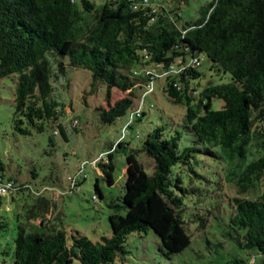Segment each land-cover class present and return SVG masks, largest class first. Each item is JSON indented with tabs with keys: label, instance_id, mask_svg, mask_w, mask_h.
Listing matches in <instances>:
<instances>
[{
	"label": "trees",
	"instance_id": "16d2710c",
	"mask_svg": "<svg viewBox=\"0 0 264 264\" xmlns=\"http://www.w3.org/2000/svg\"><path fill=\"white\" fill-rule=\"evenodd\" d=\"M149 4L148 0H106L99 6L90 0H0V78L14 75L12 114L19 133L42 132L51 126L53 134L66 139L61 119L67 105L53 94V83L65 74L66 65L88 70L93 89L97 84L106 86L107 106L95 109L103 123L112 124L127 110L133 112L135 87L148 80L145 73L137 74L135 66L151 63L162 69L167 97L185 105L182 128L192 142L179 148V132L166 134L163 126H155L137 147L123 139L110 146V150L128 149L126 155L133 162L138 153L151 158L152 169L142 175L140 192L127 198L119 195L109 204L111 235L95 241L78 231L68 237L58 227L61 214L52 199L32 186L7 180L0 162V183L12 182L7 192L21 193L27 214L25 220L21 212L17 214L12 264H72L73 259L80 264H110L125 253L128 234L149 228L159 238L163 255L180 253L191 243L183 218L186 197L199 191L194 181L202 179L224 180L226 189L234 190L231 196L223 194L229 219L228 230L220 235L232 247L247 251L249 259L231 261L264 264V0H212L196 20L182 26L172 14ZM200 56L198 65H186ZM203 61L214 80L210 77L199 85L196 80L202 73L197 67ZM115 90L124 94L111 103ZM213 98L223 101L219 109L211 108ZM142 115L141 111L134 118ZM76 126L71 125L73 131ZM49 143H54L51 137ZM204 157L221 161L222 174L198 171V165L204 167ZM111 158L109 151L96 162L108 184H112ZM94 188L95 197H102L97 181ZM210 244L215 250L223 248L220 240L208 239Z\"/></svg>",
	"mask_w": 264,
	"mask_h": 264
},
{
	"label": "rangeland",
	"instance_id": "374dc122",
	"mask_svg": "<svg viewBox=\"0 0 264 264\" xmlns=\"http://www.w3.org/2000/svg\"><path fill=\"white\" fill-rule=\"evenodd\" d=\"M90 1L99 6L106 0ZM211 1L148 0L151 7L158 10L163 8L166 13L172 14L178 26L196 20L200 16L201 8ZM134 69L141 76H144L147 69L160 73L158 66L151 63L137 64ZM197 70L202 73L196 80L199 85L204 84L210 77L214 78L206 61L201 62ZM53 84L54 96L67 105L64 107L66 115L61 119L66 139L60 133L53 134L51 126H47L42 132L31 129L29 134L19 133L14 128L12 114L14 75L0 78V162L5 169L4 175L7 180L32 186L45 197L52 199L55 211L61 214L58 227L68 237L75 231L91 241L98 240L103 235L109 237L111 228L108 217L112 212L109 204L117 201L119 195L127 198L140 192L142 175L149 174L152 169L151 158L138 153L134 156L138 162H133L126 155L128 149L110 150V146L123 139L130 147H137L155 126H163L166 134L179 132V148L190 146L191 139L182 128L186 107L167 97L163 91V75H160L152 82V92L142 98L140 110L143 115L141 118H134L132 125L124 133L123 128L130 119L131 109L112 124L103 123L95 108L100 105L107 106L106 86L97 84L93 89L88 70L66 65L65 74L59 76ZM139 84H142L141 81ZM139 84L135 87L132 109L139 105L144 92V86ZM123 94L124 92L118 90L113 91L111 103ZM222 103L221 99L213 98L211 108L219 109ZM73 117L78 120L77 131H73L70 125ZM50 137L53 144L49 143ZM254 145L248 148L250 153H254ZM109 151L113 164L110 174L112 184L107 183L96 164ZM204 163V167L198 165L196 168L205 174L218 175L224 170L221 161L206 157ZM69 177L76 179L79 186L71 187ZM183 179L187 182V177ZM95 181L102 197L96 195L93 199ZM194 184H199V191L187 194L188 208L183 212L186 231L191 239L187 247L180 253L166 256L160 252V240L152 229L140 233L134 231L127 235L123 243L125 253L118 254L110 264H236L231 261L234 257L248 261L247 251L232 247L220 235L221 231L228 230L229 219L228 205L223 194L231 196L235 194L234 190L226 189V183L221 179L195 180ZM33 193L37 192L33 190ZM249 195L255 193L251 192ZM1 200L0 222L3 221L5 227L0 228V264H12L17 214L21 212V220H25L27 214L23 213L21 193H2ZM136 209L141 211L140 208ZM208 239L211 242L220 240L223 248L216 246V251L214 246L208 245ZM72 264L80 263L73 259Z\"/></svg>",
	"mask_w": 264,
	"mask_h": 264
},
{
	"label": "built area",
	"instance_id": "2783aa9c",
	"mask_svg": "<svg viewBox=\"0 0 264 264\" xmlns=\"http://www.w3.org/2000/svg\"><path fill=\"white\" fill-rule=\"evenodd\" d=\"M144 3H146V2H144ZM150 5V4H149ZM203 60V57L202 56H200L199 58H194V59H189L188 61H187V63H186V65H191V66H196V65H198L199 63H200V61H202ZM159 68V70H160V73H156V72H154V70H152V69H149V70H147V71H145V74L147 75V77H148V80H147V82L144 84V92H142V96H141V101H140V103H139V105L133 110V112H131V115H130V119H129V121H128V123H127V125H125V127L123 128V132L125 133V132H127V130H126V127L129 125V124H131L132 123V121H133V118H134V116H137V115H139V113H141V104H142V98H143V96H145V95H147L148 93H150V92H152V90H153V88H152V82H153V80H154V77L155 76H160V75H164L163 73H162V69L160 68V67H158ZM171 68H174V67H172L171 66ZM150 106H152V105H150ZM71 125H73V126H76L77 124H78V121L76 120V119H72V121H71ZM54 132H56V131H54ZM106 154V153H105ZM100 158H104L103 156H101ZM69 180H70V182H71V187H78V184H77V181H76V179H74V178H72V177H69ZM11 186H12V182H9V181H5V182H2V183H0V193H6L7 192V190L9 189V188H11ZM92 198L93 199H95L96 197H95V195H93L92 196Z\"/></svg>",
	"mask_w": 264,
	"mask_h": 264
}]
</instances>
